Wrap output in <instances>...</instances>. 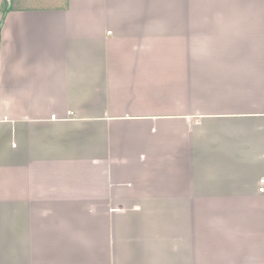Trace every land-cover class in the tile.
Segmentation results:
<instances>
[{
	"label": "crops",
	"instance_id": "obj_1",
	"mask_svg": "<svg viewBox=\"0 0 264 264\" xmlns=\"http://www.w3.org/2000/svg\"><path fill=\"white\" fill-rule=\"evenodd\" d=\"M54 1L0 7V264H264V0Z\"/></svg>",
	"mask_w": 264,
	"mask_h": 264
},
{
	"label": "rangeland",
	"instance_id": "obj_2",
	"mask_svg": "<svg viewBox=\"0 0 264 264\" xmlns=\"http://www.w3.org/2000/svg\"><path fill=\"white\" fill-rule=\"evenodd\" d=\"M55 2L56 1L54 0H14V4L16 5L24 4V5H35V6L54 5Z\"/></svg>",
	"mask_w": 264,
	"mask_h": 264
},
{
	"label": "trees",
	"instance_id": "obj_3",
	"mask_svg": "<svg viewBox=\"0 0 264 264\" xmlns=\"http://www.w3.org/2000/svg\"><path fill=\"white\" fill-rule=\"evenodd\" d=\"M14 5V0L12 1L11 9H8V2L7 0H0V7L2 8V11H4V14L12 10V7Z\"/></svg>",
	"mask_w": 264,
	"mask_h": 264
},
{
	"label": "built area",
	"instance_id": "obj_4",
	"mask_svg": "<svg viewBox=\"0 0 264 264\" xmlns=\"http://www.w3.org/2000/svg\"><path fill=\"white\" fill-rule=\"evenodd\" d=\"M261 186H260V190L261 191H264V179L261 180Z\"/></svg>",
	"mask_w": 264,
	"mask_h": 264
},
{
	"label": "water",
	"instance_id": "obj_5",
	"mask_svg": "<svg viewBox=\"0 0 264 264\" xmlns=\"http://www.w3.org/2000/svg\"><path fill=\"white\" fill-rule=\"evenodd\" d=\"M8 1V4L10 5L12 3V0H7Z\"/></svg>",
	"mask_w": 264,
	"mask_h": 264
}]
</instances>
